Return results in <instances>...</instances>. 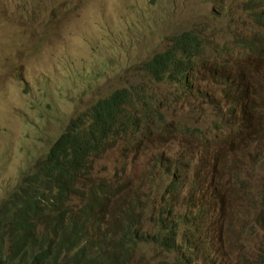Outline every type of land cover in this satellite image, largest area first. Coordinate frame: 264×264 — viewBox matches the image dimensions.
Segmentation results:
<instances>
[{"label":"rangeland","instance_id":"rangeland-1","mask_svg":"<svg viewBox=\"0 0 264 264\" xmlns=\"http://www.w3.org/2000/svg\"><path fill=\"white\" fill-rule=\"evenodd\" d=\"M253 1L0 0V204L77 116L126 90L148 125L90 159L63 225L90 212L91 240L134 235L118 264H264V28L233 6ZM188 30L205 54L186 82L149 79L145 64ZM161 220L176 249L149 239Z\"/></svg>","mask_w":264,"mask_h":264},{"label":"trees","instance_id":"trees-1","mask_svg":"<svg viewBox=\"0 0 264 264\" xmlns=\"http://www.w3.org/2000/svg\"><path fill=\"white\" fill-rule=\"evenodd\" d=\"M263 2L254 0L246 3L244 9L239 8L241 3L233 4L244 12L249 31L264 28V12L260 5ZM245 39L249 44L248 38ZM260 45L264 47L263 43ZM203 49L204 41L193 33L177 34L172 37L164 52L157 53L145 64L146 74L149 79L158 82L184 81L194 61L205 54ZM250 53L253 55L254 51L250 50ZM128 109L133 107L126 90L98 99L86 113L77 116L58 140L50 145L46 158L43 156L34 163L31 172L21 175L13 194L9 195L14 200H5L0 204V264H118L124 256L128 257L131 242L139 240L133 239L134 235L126 232L118 242L108 246V242L99 234V241L91 240L95 230L88 229L87 224L94 217L90 212H82L77 221L68 215L65 225L61 221L63 213H60V206L72 192V185L75 181L79 185L78 178L88 174L90 159L103 152L111 136L125 126V129L132 128L139 119L130 114ZM172 184L173 181L168 184V193L177 190L170 188ZM103 189L104 192L107 189L104 184ZM103 189L100 193L102 197ZM54 213L59 218L56 219ZM184 214L183 220L192 223L194 217ZM167 225L166 220L156 222L154 227L164 228V231L154 230L149 239L166 250L176 249L172 230L174 227L172 225L171 229H167ZM127 227H131V224ZM189 247L190 243L183 245L182 250L186 251ZM184 251L180 254L182 260ZM193 256L194 251L185 259L191 262Z\"/></svg>","mask_w":264,"mask_h":264},{"label":"clouds","instance_id":"clouds-1","mask_svg":"<svg viewBox=\"0 0 264 264\" xmlns=\"http://www.w3.org/2000/svg\"><path fill=\"white\" fill-rule=\"evenodd\" d=\"M182 33H185V34H188V33H192V31L191 30H188V31H183V32H181V33H179L178 34V36H180V34H182ZM167 49V48H166ZM162 52H164V51H162ZM159 53H161V52H159ZM195 62V61H194ZM192 63V62H191ZM145 70H146V68H145ZM147 73V72H146ZM147 75V74H146ZM147 77H148V75H147ZM186 79H187V76H186ZM186 79L184 80V81H177V80H165V81H162V82H166V81H170V82H178V83H181V84H184L185 82H186ZM162 82H158V81H156V83H162ZM134 116H135V114H134ZM136 117V116H135ZM137 118H139L137 121H136V123H135V125H133V127L131 128V129H133V130H136V129H141L142 128V124L143 125H148V120L146 119V117H137ZM101 154V153H100ZM97 155V154H96ZM95 156V155H94Z\"/></svg>","mask_w":264,"mask_h":264},{"label":"bare ground","instance_id":"bare-ground-1","mask_svg":"<svg viewBox=\"0 0 264 264\" xmlns=\"http://www.w3.org/2000/svg\"><path fill=\"white\" fill-rule=\"evenodd\" d=\"M244 20H245V19H244ZM245 21H246V24H247V21H248V20H245ZM247 27H248V24H247Z\"/></svg>","mask_w":264,"mask_h":264}]
</instances>
